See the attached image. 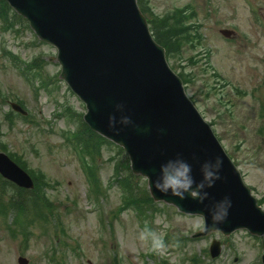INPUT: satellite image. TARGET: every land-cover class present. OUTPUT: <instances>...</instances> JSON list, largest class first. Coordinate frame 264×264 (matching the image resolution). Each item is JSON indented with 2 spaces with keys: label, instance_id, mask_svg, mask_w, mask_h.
<instances>
[{
  "label": "rangeland",
  "instance_id": "rangeland-1",
  "mask_svg": "<svg viewBox=\"0 0 264 264\" xmlns=\"http://www.w3.org/2000/svg\"><path fill=\"white\" fill-rule=\"evenodd\" d=\"M138 4L168 47L180 42L170 66L264 209V0ZM0 12V151L38 183L22 202L0 178V264H19L22 256L29 264H261V241L247 232L193 239L201 217L153 202L123 150L88 133L86 107L60 79L56 49L1 1ZM167 21L184 29L172 43L163 38ZM37 197L41 206L32 202ZM145 226L162 235V249L139 238ZM213 239L223 244L216 259L209 255Z\"/></svg>",
  "mask_w": 264,
  "mask_h": 264
},
{
  "label": "water",
  "instance_id": "water-1",
  "mask_svg": "<svg viewBox=\"0 0 264 264\" xmlns=\"http://www.w3.org/2000/svg\"><path fill=\"white\" fill-rule=\"evenodd\" d=\"M6 1L30 22L41 40L58 49L61 78L86 104L85 122L124 148L133 173L148 179L155 201L201 216L204 228L194 238L212 232L229 236L246 229L263 237L264 250V211L210 125L188 98L182 80L166 60L165 49L153 39L136 0ZM117 104L125 106V114L140 131L128 127L117 135L109 130V117L120 118L115 111ZM14 108L25 114L19 106ZM177 154L192 164L197 179L200 163L216 155L223 158L222 179L208 190L209 200L205 202L210 206L224 196L232 200L228 219L218 230H209L211 220L204 205L191 198L181 201L163 196L153 187L160 164ZM0 173L21 187L33 188L31 178L4 153H0ZM220 253L221 244L214 241L211 256L216 258ZM262 260L264 263V254ZM19 263L27 261L21 258Z\"/></svg>",
  "mask_w": 264,
  "mask_h": 264
},
{
  "label": "clouds",
  "instance_id": "clouds-1",
  "mask_svg": "<svg viewBox=\"0 0 264 264\" xmlns=\"http://www.w3.org/2000/svg\"><path fill=\"white\" fill-rule=\"evenodd\" d=\"M115 111L120 113V118L110 116L108 121L109 130L115 134H120L123 128L132 127L140 131L138 125L134 123L129 115L125 114V106L117 104ZM119 126V127H118ZM193 160H197L194 156ZM198 162V161H197ZM225 162L223 158L216 155L211 160H206L199 165L200 178L193 175V166L186 160L183 155L177 154L174 158L167 159L159 166V174L153 180V187L163 196H171L181 201L191 198L200 205H204L208 213L207 218L211 220L208 225L209 230H218L219 226L224 224L232 208L230 196H224L223 199L206 205L209 200V191L214 188L217 181L222 179L221 173L224 169ZM141 240L150 239L151 246L154 250L162 249L165 244L162 235L150 230L147 226L140 233Z\"/></svg>",
  "mask_w": 264,
  "mask_h": 264
},
{
  "label": "trees",
  "instance_id": "trees-1",
  "mask_svg": "<svg viewBox=\"0 0 264 264\" xmlns=\"http://www.w3.org/2000/svg\"><path fill=\"white\" fill-rule=\"evenodd\" d=\"M5 5V7H7V5L6 4H4ZM168 20V19H167ZM150 24H151V22H149ZM180 23H181V25H184V19L183 20H180ZM166 27H165V31L164 32H162L163 33V38L164 39H166V41L168 42H174V40H172V38H176V36H177V30L179 31V32H181V35H183L184 34V29H183V27H181V29H179L178 27H176V29L175 28H173L172 27V25H169L168 24V21L166 22V25H165ZM160 28V27H159ZM159 28H155L154 26H152V24H151V30H152V32H153V35H154V37H155V39H156V41L158 42V43H160V44H162L166 49H167V57H168V59L170 60V59H172L171 57L172 56H174L176 53H177V49L180 47V46H178L179 44H180V42L179 43H177V45H170L169 47L167 46V44H166V42H164L163 41V39L159 36V34H158V30H159ZM182 78L184 79V76H182ZM184 81L186 82V80L184 79ZM84 125V124H83ZM85 127H86V125H84ZM87 128V127H86ZM88 133L91 135V136H93V137H95V138H99L100 140H102L101 142H106L107 140H105V139H103L102 137H100L99 135H96V134H94L89 128H88ZM93 137H90L88 140H91L92 142H93ZM151 201V200H150Z\"/></svg>",
  "mask_w": 264,
  "mask_h": 264
}]
</instances>
